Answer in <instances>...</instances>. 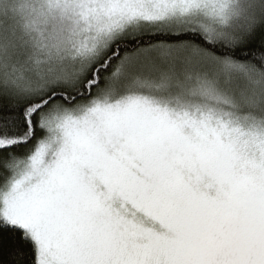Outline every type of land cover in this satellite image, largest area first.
Instances as JSON below:
<instances>
[{
    "label": "snow or ice",
    "instance_id": "6c2138e0",
    "mask_svg": "<svg viewBox=\"0 0 264 264\" xmlns=\"http://www.w3.org/2000/svg\"><path fill=\"white\" fill-rule=\"evenodd\" d=\"M0 264H264V0H0Z\"/></svg>",
    "mask_w": 264,
    "mask_h": 264
}]
</instances>
